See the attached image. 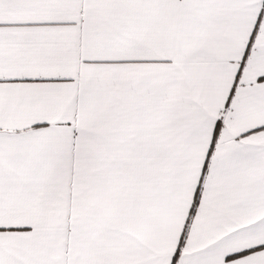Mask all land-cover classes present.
I'll return each instance as SVG.
<instances>
[{
  "label": "snow or ice",
  "instance_id": "6c2138e0",
  "mask_svg": "<svg viewBox=\"0 0 264 264\" xmlns=\"http://www.w3.org/2000/svg\"><path fill=\"white\" fill-rule=\"evenodd\" d=\"M0 264H264V0H0Z\"/></svg>",
  "mask_w": 264,
  "mask_h": 264
}]
</instances>
